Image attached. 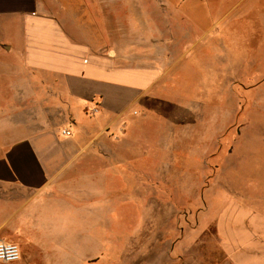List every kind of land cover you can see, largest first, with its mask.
I'll return each mask as SVG.
<instances>
[{"label": "crops", "instance_id": "crops-1", "mask_svg": "<svg viewBox=\"0 0 264 264\" xmlns=\"http://www.w3.org/2000/svg\"><path fill=\"white\" fill-rule=\"evenodd\" d=\"M182 2L193 21L195 1L187 9ZM120 3L0 0V240L21 251L0 264H102L103 179L118 180L119 162L105 155L102 132L161 102L157 85L199 36L187 25L191 36L171 48L147 30L145 3L122 0V13ZM250 124L203 191L212 213L203 226L213 225L218 253L212 264H264V125Z\"/></svg>", "mask_w": 264, "mask_h": 264}, {"label": "rangeland", "instance_id": "rangeland-1", "mask_svg": "<svg viewBox=\"0 0 264 264\" xmlns=\"http://www.w3.org/2000/svg\"><path fill=\"white\" fill-rule=\"evenodd\" d=\"M182 1L132 0L146 4L147 30L171 48L191 36L187 25L199 36L192 55L177 58L181 65L157 85L161 102H145L116 131L102 132L105 155L119 160L118 180L103 179L102 264H212L218 253L213 225L203 226L212 214L204 188L218 165L229 164L224 157L243 126L264 125V0H194L193 21ZM127 7L121 0V13Z\"/></svg>", "mask_w": 264, "mask_h": 264}, {"label": "built area", "instance_id": "built-area-1", "mask_svg": "<svg viewBox=\"0 0 264 264\" xmlns=\"http://www.w3.org/2000/svg\"><path fill=\"white\" fill-rule=\"evenodd\" d=\"M61 134L70 135L71 131L67 127L61 129ZM21 257V251L16 243L0 240V261L11 263L19 260Z\"/></svg>", "mask_w": 264, "mask_h": 264}]
</instances>
